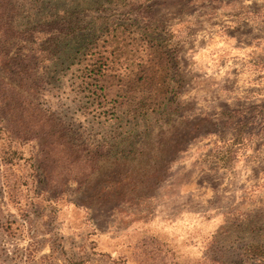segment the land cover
Here are the masks:
<instances>
[{
  "label": "rangeland",
  "instance_id": "1",
  "mask_svg": "<svg viewBox=\"0 0 264 264\" xmlns=\"http://www.w3.org/2000/svg\"><path fill=\"white\" fill-rule=\"evenodd\" d=\"M55 3L77 9L78 20L110 23L96 54L111 67L93 81L83 56L67 61L74 49L64 44L50 53L60 55L55 61L31 67L32 75L28 67L25 79L10 81L0 69L12 84L0 93L7 96L0 100V264H208V252L224 264H264V0ZM18 45L26 52L33 43L0 33L5 57L14 60ZM142 71L150 83L139 79ZM125 82L134 83V101L114 109ZM167 88L176 97L168 91L157 100H177L179 109L145 139L141 170H130L131 182L143 185L134 196L122 193L127 202L78 188L64 165L47 167L55 180L48 177L39 140L25 139L30 130L8 133L3 119L19 114L20 90L58 126L102 140L116 134L111 112L120 116ZM6 181L15 184L13 196Z\"/></svg>",
  "mask_w": 264,
  "mask_h": 264
},
{
  "label": "trees",
  "instance_id": "2",
  "mask_svg": "<svg viewBox=\"0 0 264 264\" xmlns=\"http://www.w3.org/2000/svg\"><path fill=\"white\" fill-rule=\"evenodd\" d=\"M63 6L56 4L55 0H0V33L7 34L10 38L13 37L19 41L27 40L29 43H33L31 49L30 47L26 48V52L22 50V46L18 45L19 51L14 60L5 57L0 52V69L4 68L5 71H9L10 81L14 80L16 76L20 80L21 78L25 79V70L28 67L29 71L33 72L30 75L34 74L31 67L38 66L42 61H50L52 58L50 53H60L64 44H71L74 49L73 53L65 55L67 61L72 58L74 53L76 58L79 55L81 58L83 56L81 63L85 65L88 77L93 81L105 80L111 67L108 65L109 58L105 54H96V51L100 45L102 28L106 25L105 29L108 30L110 23L106 21L98 24L94 19L89 18L90 15L86 16L87 20H78L77 9L72 6ZM40 55L43 56L42 59ZM59 56H54L52 61H55L54 58ZM144 71L139 79L150 83V72L148 74L143 73ZM4 85L12 86L10 82H6L5 75L3 77L0 75V93L6 90ZM133 86V82L130 84L120 83V87H125L121 88V94H119L122 101L114 102V109H123V100L134 101L129 100L130 92L134 93ZM168 91L173 93V98L176 97L175 88H167L159 93L151 91V100H138L131 109L122 110L120 116L111 112V117L117 121L116 134L109 137L106 135V138L97 140V138L84 137V134H76V130H73L69 123L58 126L53 119L45 115V112L43 114L41 108L35 103L27 104L28 96L19 90L16 92V99L20 102L19 114L16 118H3L4 123L11 131L8 132L6 128L4 133L6 135L19 131L28 133L30 130L31 136L25 134L27 136L25 139L39 140L42 152L39 161L44 162L40 166H45L42 170L44 173H48V177L53 178L51 170L55 171L56 166L64 165L66 169L62 173L76 180L79 184L78 188L85 184L87 190L92 189L93 192L100 195L107 193L112 198L127 202L129 198L121 196L122 193L134 196L133 192L143 185L138 179H134L136 183L131 182L133 171L130 172V170L136 169V174H139L141 170L143 160L149 153L144 152L143 147L148 142L147 140L145 142V139L150 137L153 129L170 125L173 113L179 109L176 105L177 100H168L167 103L166 100H157L160 98V94ZM93 94L98 96L96 89L93 90ZM6 99L7 96H0V100ZM91 102L94 107L98 105V100H91ZM100 105L102 104L100 103ZM166 113H169L170 116H167ZM150 116L153 118L151 119ZM144 121L149 123L145 128L140 129V122ZM62 125L64 126L60 128ZM162 136L163 134H161V138ZM160 141L161 144L165 142ZM160 151H162V155L166 153L164 149ZM6 153L4 152L2 159L7 166L13 161L15 150ZM155 155H158V152ZM164 157L166 158V156ZM120 164L124 166L121 170L119 169ZM47 167L51 170H48ZM102 169H107V172L101 177V180L97 181V184H92L93 179L101 175ZM49 181H51L50 178ZM55 184L58 183H53V185ZM144 185L146 186V184ZM5 186L9 190V194L13 196L15 184L6 181ZM206 260L208 264H224V260L220 256L211 252L207 253Z\"/></svg>",
  "mask_w": 264,
  "mask_h": 264
}]
</instances>
